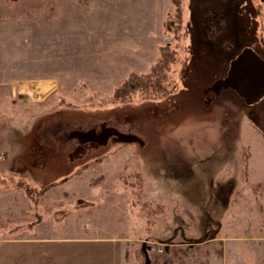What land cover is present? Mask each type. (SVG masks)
<instances>
[{
	"label": "rangeland",
	"instance_id": "1",
	"mask_svg": "<svg viewBox=\"0 0 264 264\" xmlns=\"http://www.w3.org/2000/svg\"><path fill=\"white\" fill-rule=\"evenodd\" d=\"M245 47L264 0H0V264H264ZM108 128L140 141L74 135Z\"/></svg>",
	"mask_w": 264,
	"mask_h": 264
},
{
	"label": "water",
	"instance_id": "2",
	"mask_svg": "<svg viewBox=\"0 0 264 264\" xmlns=\"http://www.w3.org/2000/svg\"><path fill=\"white\" fill-rule=\"evenodd\" d=\"M223 84L236 90L248 103L259 100L264 95V58L250 47H245L231 62ZM81 141L106 142L110 135H117L121 140L140 139L131 133L116 129H106L101 134L75 132Z\"/></svg>",
	"mask_w": 264,
	"mask_h": 264
},
{
	"label": "crops",
	"instance_id": "3",
	"mask_svg": "<svg viewBox=\"0 0 264 264\" xmlns=\"http://www.w3.org/2000/svg\"><path fill=\"white\" fill-rule=\"evenodd\" d=\"M53 90L54 87L52 86V84L49 85L48 83L36 86V84H32L29 82V83H22L21 85L17 86V92L21 93L22 95L21 100H26L28 102L26 104L39 102V100H42L45 97V95L53 92Z\"/></svg>",
	"mask_w": 264,
	"mask_h": 264
},
{
	"label": "trees",
	"instance_id": "4",
	"mask_svg": "<svg viewBox=\"0 0 264 264\" xmlns=\"http://www.w3.org/2000/svg\"><path fill=\"white\" fill-rule=\"evenodd\" d=\"M134 73H132V75H133Z\"/></svg>",
	"mask_w": 264,
	"mask_h": 264
},
{
	"label": "bare ground",
	"instance_id": "5",
	"mask_svg": "<svg viewBox=\"0 0 264 264\" xmlns=\"http://www.w3.org/2000/svg\"><path fill=\"white\" fill-rule=\"evenodd\" d=\"M222 88V87H221Z\"/></svg>",
	"mask_w": 264,
	"mask_h": 264
}]
</instances>
